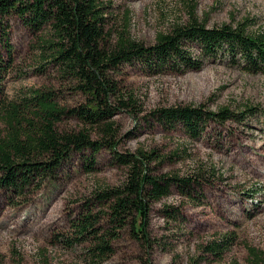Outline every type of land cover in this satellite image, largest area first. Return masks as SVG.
Listing matches in <instances>:
<instances>
[{
	"label": "rangeland",
	"instance_id": "rangeland-1",
	"mask_svg": "<svg viewBox=\"0 0 264 264\" xmlns=\"http://www.w3.org/2000/svg\"><path fill=\"white\" fill-rule=\"evenodd\" d=\"M111 1L115 8L105 26L107 43H113L124 27L125 13L128 35L151 45L157 33L186 22L193 5L196 17L207 26L247 18L252 21L251 30H264V0ZM9 20L13 61L0 93L3 137L10 131L6 111L35 91L51 90L63 108L83 101L74 82L55 67L40 70L36 34L16 16ZM191 51L199 52L197 46ZM114 79L122 99L131 97L135 105V113L134 109L120 108L111 119L116 128V150L155 151L158 159L152 165L156 174L198 172L204 183L201 203L189 201L172 186L168 196L150 204L151 247L132 239L126 229L113 241V254L100 264H246L247 245L264 252V73L247 72L227 59L204 57L198 68L159 72L138 63L122 64ZM201 104L212 111L227 106L237 115L246 107L255 112L243 121L209 123L196 139L190 138L180 124L166 129L148 116L160 107ZM55 128L85 130L91 138L98 137L96 128L73 115H63ZM88 157V150L72 152L56 176L47 179L27 201L10 204L0 191V264H92L86 243L69 247L62 238L72 236V220L85 212L96 190L124 180L125 168L115 162L106 147L93 156L91 168ZM164 205L178 206L182 218H164ZM227 233L234 239L220 259L202 251L208 241Z\"/></svg>",
	"mask_w": 264,
	"mask_h": 264
},
{
	"label": "trees",
	"instance_id": "trees-1",
	"mask_svg": "<svg viewBox=\"0 0 264 264\" xmlns=\"http://www.w3.org/2000/svg\"><path fill=\"white\" fill-rule=\"evenodd\" d=\"M114 8L111 0H0V93L13 61L9 19L16 16L36 34L40 70L52 65L74 82L83 97L80 104L63 108L51 90L35 91L6 111L10 131L7 136L0 135V191L10 204L27 201L47 179L56 176L72 152L88 150L91 168L93 156L101 148H108L115 162L124 166V180L96 190L85 212L72 220V236L62 238L69 247L86 243L92 264H100L113 254V241L126 229L132 239L151 247L150 204L168 196L172 186L189 201L201 203L203 196L204 178L198 172L156 174L152 165L158 159L155 151L116 150V128L111 119L118 109L133 110L135 106L131 97L124 100L119 94L114 73L120 65L138 63L159 72L198 68L204 57H218L240 64L247 72L264 73V30H251L252 21L247 18L210 27L196 17L193 5L186 22L173 24L167 32L157 33L153 44L145 45L128 35L129 18L125 13L124 27L113 43H107L105 26ZM192 46H197L198 54H193ZM254 112L246 107L237 115L227 106L212 111L201 104L160 107L148 116L166 129L180 124L190 138L196 139L209 123L243 121ZM63 115H73L96 128L97 139L85 130L58 131L55 123ZM162 215L170 221L182 218L180 208L174 205H164ZM233 239L227 233L208 241L202 251L220 259ZM246 249V264H264L261 249L251 245Z\"/></svg>",
	"mask_w": 264,
	"mask_h": 264
}]
</instances>
